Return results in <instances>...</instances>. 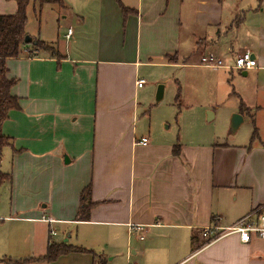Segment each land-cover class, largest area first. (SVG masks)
Returning <instances> with one entry per match:
<instances>
[{
	"label": "crops",
	"instance_id": "0c3cea01",
	"mask_svg": "<svg viewBox=\"0 0 264 264\" xmlns=\"http://www.w3.org/2000/svg\"><path fill=\"white\" fill-rule=\"evenodd\" d=\"M63 2L67 32L57 19L39 24V39L26 26L61 58L29 47L6 61L19 108L2 128L13 145L3 151L11 161L5 184L18 206L27 197L34 204L25 208L36 216L21 219L43 230L39 258L55 242L103 254L106 264H264L256 237L244 244L232 234L196 249L206 229L264 216V0H121L134 11L126 17L115 0ZM16 11L13 0H0V15ZM204 42L227 66L248 52L257 67L217 69L220 92L228 82L232 93H217L207 119L191 115L186 125L184 112L146 109L145 86L137 87L145 69L208 68L195 57ZM237 114L243 123L232 133ZM216 118L214 131L205 126ZM89 184L90 219L78 221ZM52 225L67 238L51 237ZM93 253L44 263L95 264Z\"/></svg>",
	"mask_w": 264,
	"mask_h": 264
},
{
	"label": "rangeland",
	"instance_id": "374dc122",
	"mask_svg": "<svg viewBox=\"0 0 264 264\" xmlns=\"http://www.w3.org/2000/svg\"><path fill=\"white\" fill-rule=\"evenodd\" d=\"M47 6H44L42 9L39 19L34 15V9H39L37 4H30L27 9V26L33 36H36L38 39L39 24L41 23V27H44L47 20L57 19L56 23L60 22L62 25H65L62 28H64V32H67L68 21L66 22L63 19L66 8L58 5ZM63 36V33H60V43L62 44L64 42ZM210 45L209 42H204L195 51V57L200 58L199 63L203 55L213 54L217 57L215 53H211ZM140 77L146 81L145 89L140 92L139 96L141 104L151 111L160 109L169 114H177V118L184 112V116L188 119L185 121V124H192L191 115L200 114L207 119L210 116L208 113H217V93H232L228 82L227 86L220 92L221 89L219 90L218 88L220 77L217 74V69L170 65L168 68H147ZM160 86L164 87V96L162 101L157 103L156 96ZM185 109L187 111H184ZM217 123L216 118V120L211 121L209 124L205 122V126L213 130L217 127ZM8 156L7 150H5L0 163L1 171L4 173L11 171V161ZM12 191L11 186L8 184L0 187V264H5L2 262L4 259L21 260L29 258L32 255H35L34 257L39 259V256L44 253L42 248L44 241L42 237L45 236L41 226L39 224L23 223L21 219L36 216V214H30L25 208V206L32 208L34 204L30 205L26 203L25 201H28L27 197L22 204L24 206H18V195L15 196ZM52 226L55 230L54 232H57L60 238H63V240L67 238L64 230L58 228V226L56 228L54 225ZM53 238L56 237L53 236ZM104 257L106 256L104 255ZM29 264L45 263L43 260H35Z\"/></svg>",
	"mask_w": 264,
	"mask_h": 264
},
{
	"label": "trees",
	"instance_id": "16d2710c",
	"mask_svg": "<svg viewBox=\"0 0 264 264\" xmlns=\"http://www.w3.org/2000/svg\"><path fill=\"white\" fill-rule=\"evenodd\" d=\"M17 4V11L13 15H0V160L3 156V151L6 147H13L12 140L3 134V124L8 120L9 113L19 108V99L12 94V89L16 86L17 80L9 78L8 70L6 68V61L10 58H18L23 49L33 47L34 51L41 50L43 52H49L53 58L60 59L61 55L54 50L53 46L34 39L31 44L25 43V38L28 35L26 33V26L28 24L27 9L30 4H37L38 10L34 9V15L39 19L42 14V9L46 5H58L65 8L63 0H13ZM122 12L126 17L130 12H134L121 3V0H115ZM170 62L177 61L176 57H169ZM174 63V62H173ZM177 120V119H176ZM257 138V130L253 133V139ZM174 154L179 155V148L174 149ZM11 176L8 173L0 171V187L7 182H10ZM92 187L91 184L86 186L81 194V207L77 215L78 221L87 222L90 219V212L93 208L92 203ZM208 241H204L196 249H200ZM69 253H93L86 249H81L73 246H69L66 243L50 242L47 248V252L43 257L39 259L27 258L21 260H7L2 262L5 264H29L35 260H43L48 263L55 262L60 256L67 255ZM95 256V264H106V258L100 254Z\"/></svg>",
	"mask_w": 264,
	"mask_h": 264
},
{
	"label": "built area",
	"instance_id": "2783aa9c",
	"mask_svg": "<svg viewBox=\"0 0 264 264\" xmlns=\"http://www.w3.org/2000/svg\"><path fill=\"white\" fill-rule=\"evenodd\" d=\"M70 35H71V30L68 31L66 37L69 38ZM200 62L203 66L213 69L223 68V69H234L239 71H250L257 67L256 58L251 53L248 52L238 55L234 59V63L231 66L225 65L221 59H219L213 54L203 56ZM145 85H146L145 80H138L137 82L138 88H142ZM139 144L142 146H147L149 145V139L144 137L139 141ZM132 229L133 232L138 233L141 232L142 227H133ZM54 231L55 230H51L50 232L51 237L56 235V232ZM232 234L238 235L240 237V241L244 244L250 243L252 237H256L258 239L264 240V216L261 213L253 212L247 217L237 222L232 227L227 229H222V231H220V229L216 227L206 229L202 233V237L206 239L208 241L207 244H209L222 237H226ZM140 239L143 240V236H141Z\"/></svg>",
	"mask_w": 264,
	"mask_h": 264
},
{
	"label": "water",
	"instance_id": "95a60500",
	"mask_svg": "<svg viewBox=\"0 0 264 264\" xmlns=\"http://www.w3.org/2000/svg\"><path fill=\"white\" fill-rule=\"evenodd\" d=\"M32 38L30 36H26L25 38V43L26 44H31L32 43ZM164 96V87L160 86L157 92V96H156V102L160 103L163 99ZM243 123V116L240 114L234 115L232 117L231 120V132L234 133L238 130V128L241 126V124ZM65 163H69V160L66 158L65 159Z\"/></svg>",
	"mask_w": 264,
	"mask_h": 264
}]
</instances>
